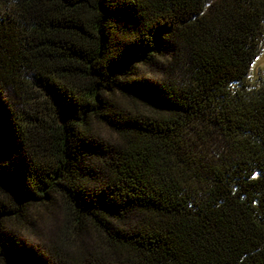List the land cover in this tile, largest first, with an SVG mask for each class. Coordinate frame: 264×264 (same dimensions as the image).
<instances>
[{
  "label": "trees",
  "instance_id": "trees-1",
  "mask_svg": "<svg viewBox=\"0 0 264 264\" xmlns=\"http://www.w3.org/2000/svg\"><path fill=\"white\" fill-rule=\"evenodd\" d=\"M263 45L264 0H0V264H264Z\"/></svg>",
  "mask_w": 264,
  "mask_h": 264
},
{
  "label": "rangeland",
  "instance_id": "rangeland-1",
  "mask_svg": "<svg viewBox=\"0 0 264 264\" xmlns=\"http://www.w3.org/2000/svg\"><path fill=\"white\" fill-rule=\"evenodd\" d=\"M264 73V45L258 56L254 59L253 63L250 67V80L254 81L258 73ZM141 75L149 80H159L160 75L151 72L148 69L141 70ZM102 135L104 137L109 136V132L101 129ZM38 212H41L40 210ZM50 212H53L51 216L45 217L41 220H38L33 224V226H29L28 228H20L16 230L17 237L22 240L26 245L32 246L35 249H40L42 245L51 243L52 241H56L59 237L61 230L63 229V210L54 209ZM60 212V213H59ZM91 237V236H90Z\"/></svg>",
  "mask_w": 264,
  "mask_h": 264
}]
</instances>
